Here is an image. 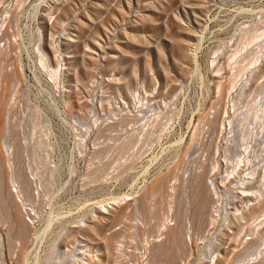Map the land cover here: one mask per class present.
<instances>
[{"label":"rangeland","instance_id":"rangeland-1","mask_svg":"<svg viewBox=\"0 0 264 264\" xmlns=\"http://www.w3.org/2000/svg\"><path fill=\"white\" fill-rule=\"evenodd\" d=\"M0 264H264V0H0Z\"/></svg>","mask_w":264,"mask_h":264},{"label":"bare ground","instance_id":"bare-ground-1","mask_svg":"<svg viewBox=\"0 0 264 264\" xmlns=\"http://www.w3.org/2000/svg\"><path fill=\"white\" fill-rule=\"evenodd\" d=\"M114 200H115V201H117L118 199H117V200H116V199H114Z\"/></svg>","mask_w":264,"mask_h":264}]
</instances>
